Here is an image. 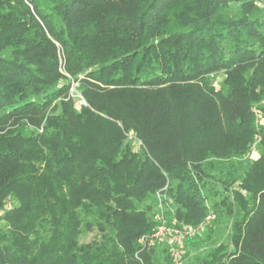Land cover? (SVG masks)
<instances>
[{
    "label": "trees",
    "instance_id": "16d2710c",
    "mask_svg": "<svg viewBox=\"0 0 264 264\" xmlns=\"http://www.w3.org/2000/svg\"><path fill=\"white\" fill-rule=\"evenodd\" d=\"M257 1L0 0V264H173L160 203L230 218L198 264H264Z\"/></svg>",
    "mask_w": 264,
    "mask_h": 264
},
{
    "label": "rangeland",
    "instance_id": "374dc122",
    "mask_svg": "<svg viewBox=\"0 0 264 264\" xmlns=\"http://www.w3.org/2000/svg\"><path fill=\"white\" fill-rule=\"evenodd\" d=\"M259 6H264L262 0H258ZM222 78L219 79L221 81ZM76 85L72 87L71 92L74 93ZM78 104V101L76 102ZM264 105V101H261L260 107ZM260 140L259 138L254 139V142L248 147L246 154L243 157L244 162H253L260 157ZM255 145L254 148L252 146ZM230 226L231 221L228 216L220 218H212L211 223L208 224L210 228V233L201 232L188 240L186 245H184V257L183 264H198V261L202 257H206L214 250L220 247L230 248ZM163 243L158 242L156 248L154 249V257H157L159 251L163 248ZM155 260V259H154Z\"/></svg>",
    "mask_w": 264,
    "mask_h": 264
},
{
    "label": "built area",
    "instance_id": "2783aa9c",
    "mask_svg": "<svg viewBox=\"0 0 264 264\" xmlns=\"http://www.w3.org/2000/svg\"><path fill=\"white\" fill-rule=\"evenodd\" d=\"M79 103L85 106V103L81 99ZM252 112L256 118V122H258L259 111L254 108ZM254 147L255 145L252 146V148ZM211 220L212 217L207 216L204 223L198 226L186 225L178 222L176 219H171V221H169L166 216L165 208L160 203L158 211L155 214V221L157 223L155 231L149 235L143 236L139 243L143 249H152L158 242H162L167 247L172 263L183 264L185 242L201 233L205 225Z\"/></svg>",
    "mask_w": 264,
    "mask_h": 264
}]
</instances>
